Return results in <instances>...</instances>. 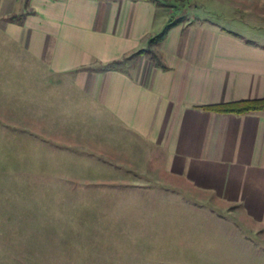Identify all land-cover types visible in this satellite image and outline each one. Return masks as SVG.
<instances>
[{
	"label": "crops",
	"instance_id": "1",
	"mask_svg": "<svg viewBox=\"0 0 264 264\" xmlns=\"http://www.w3.org/2000/svg\"><path fill=\"white\" fill-rule=\"evenodd\" d=\"M171 17L182 20L150 46ZM0 30L71 77L106 123L152 146L162 171L203 202L159 209L150 201L192 194L89 193L102 201L88 209L92 239L71 241L68 260L62 243L55 259L41 240L23 264H59L58 250L61 264H264V112L207 109L264 98V0H0Z\"/></svg>",
	"mask_w": 264,
	"mask_h": 264
},
{
	"label": "rangeland",
	"instance_id": "2",
	"mask_svg": "<svg viewBox=\"0 0 264 264\" xmlns=\"http://www.w3.org/2000/svg\"><path fill=\"white\" fill-rule=\"evenodd\" d=\"M100 111L71 77L50 74L0 30V264H23L25 256L35 262L41 240L55 259L52 249L61 243L64 258L72 257L77 250L71 241L95 235V223L88 221L96 213L88 209L102 201L88 199L89 193L185 192L192 198L152 200L150 207L203 205L195 189L162 171L152 146L114 121L106 123ZM207 206L223 208L233 219L214 198L207 197ZM63 253L58 250L59 264Z\"/></svg>",
	"mask_w": 264,
	"mask_h": 264
},
{
	"label": "trees",
	"instance_id": "3",
	"mask_svg": "<svg viewBox=\"0 0 264 264\" xmlns=\"http://www.w3.org/2000/svg\"><path fill=\"white\" fill-rule=\"evenodd\" d=\"M157 4H161V0H152ZM182 19L171 17L167 26L162 30L161 33L153 37L149 44L150 46L157 45L164 40L168 31L175 25L181 22ZM149 53L152 58L156 59V55L152 51H141L139 54ZM122 64L121 61H115L109 64V67L115 68ZM208 110L218 113H232V114H246L249 112H264V98L255 100H243L231 103H223L219 105H213L207 107Z\"/></svg>",
	"mask_w": 264,
	"mask_h": 264
}]
</instances>
